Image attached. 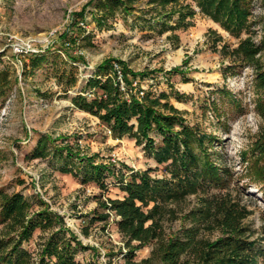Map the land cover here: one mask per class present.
<instances>
[{"label":"rangeland","instance_id":"obj_1","mask_svg":"<svg viewBox=\"0 0 264 264\" xmlns=\"http://www.w3.org/2000/svg\"><path fill=\"white\" fill-rule=\"evenodd\" d=\"M88 1L0 0V77L6 76L8 82L6 93L0 96V195L35 194L46 202L87 246L76 253L77 262L157 264L154 258L144 261L152 254L153 242L135 247L128 261L129 247L118 228V215L99 200L121 198L119 178L123 174L129 178L132 171L149 169L152 177L169 178L170 161L157 162L143 149L144 143H136L131 136L108 134L97 116L72 102L74 95L89 92L84 84L96 73L99 62L118 58L135 72L147 71L133 80L134 91L167 93L185 124L215 136L211 142L206 139L205 145L212 158L228 170L220 185L207 181L198 193L163 204L165 235L191 226V212L202 208L204 199L225 196L249 210L243 219L251 228L249 239L264 251V180L255 177L241 155L250 148L261 123L255 107L256 69L236 52L240 39L249 33L232 35L201 13L185 28H171L174 19L155 23L157 5L149 0H135L133 10L126 12L115 6L99 26L92 17H100L98 4L103 0L87 5L84 19L76 15ZM253 12L256 23L251 35L258 43L264 34V0L255 2ZM74 21L83 33L72 27ZM68 30H74L76 38L64 45L62 34ZM45 50L47 62L33 71L30 53ZM77 56L80 59L73 60ZM260 57L264 65V47ZM177 67L179 72L170 71ZM46 135L50 139L47 154L34 156L38 140ZM152 136L158 143L159 136ZM51 142L94 154V163L108 164L110 172L104 170L99 183L82 182L75 172L77 156L69 157L66 150L53 151ZM193 146L201 157V147L195 142ZM65 166L72 171L64 172ZM51 229L36 228L24 242L33 258ZM220 232L203 227L200 234L214 239ZM136 244L131 242V246ZM257 264H264V258Z\"/></svg>","mask_w":264,"mask_h":264},{"label":"trees","instance_id":"obj_2","mask_svg":"<svg viewBox=\"0 0 264 264\" xmlns=\"http://www.w3.org/2000/svg\"><path fill=\"white\" fill-rule=\"evenodd\" d=\"M92 1L89 0L76 13L79 18L84 19L85 7ZM134 1L103 0L98 4L100 17L92 18L100 26L105 23V18L113 12L115 6L126 12L133 10L131 3ZM256 1L149 0L157 5L153 12L156 15L153 18L155 23L161 22L163 18L174 19L171 28H185L193 24L192 19L197 13H201L232 35L239 36L242 31L249 33L240 39L236 52L256 69L255 107L261 123L250 148L242 151L241 155L248 162L255 177L264 180V65L260 61L264 34L258 43L251 35V26L256 23L252 20ZM72 27L84 32L78 21H74ZM73 34L74 30L62 34L64 45L75 41L76 36ZM46 51L30 53L29 66L33 71L47 62ZM78 59V56L73 58ZM116 65L119 66L121 79L129 91L128 96L120 88L121 81ZM170 71L179 72V69L177 67ZM146 73L147 71H133L118 58L105 59L97 64L96 73L87 78L84 84L83 89L89 92L78 93L72 97L76 107L97 116L102 123L109 126L115 137L131 136L136 143H144L143 149L157 162L170 161L169 178L152 177L149 169L132 171L129 178L124 174L119 178L118 185L124 193L121 198L99 200L104 208L112 209L118 215V228L126 237V245L129 247L128 261H132L135 247L153 242L152 254L150 258L144 259L145 262L154 258L157 264H257L259 258H264V251L255 246L254 239H249L251 228L243 222L249 210L229 197L214 196L204 199L203 207L191 212V226L183 227L168 237L165 235L162 223L165 211L163 204L178 202L188 194L198 193L199 187L208 185L207 181L220 185L228 170L212 158L205 145L206 139L211 142L215 136L185 124L180 110L169 101L167 93L156 94L144 90V94L139 96L140 88L134 91L133 80L136 76H145ZM74 81L72 79L71 84ZM7 83L6 76L0 77V96L6 93ZM177 96L180 97L179 94ZM152 134L159 136L158 143H155ZM49 140V136H42L33 155L45 156ZM194 142L201 147V157L193 150ZM50 145L53 151L66 150L69 157L77 156L78 166L74 168L82 182L99 183L104 177L103 171L110 172L108 164L94 163V154H81L80 150L69 144L56 145L51 142ZM62 170L71 172L72 168L65 166ZM101 217L106 216L102 214ZM61 219L59 214L49 209L46 202L35 194H1L0 264H95L91 261L80 263L75 260L78 250L87 246L64 226ZM45 227L52 229L39 244L36 257L33 258L31 251L23 244L36 228ZM203 227L208 230L219 229L220 235L214 239L204 237L200 234ZM132 241L137 242L136 246H131Z\"/></svg>","mask_w":264,"mask_h":264},{"label":"built area","instance_id":"obj_3","mask_svg":"<svg viewBox=\"0 0 264 264\" xmlns=\"http://www.w3.org/2000/svg\"><path fill=\"white\" fill-rule=\"evenodd\" d=\"M116 69H117V73H118V78L120 79V81H121V83H120V88H121V90H123V91H125L126 92V96H128V90H126V87H125V85H124V83H123V81H122V79H121V73H120V68H119V66H117L116 65ZM135 90H136V88H135ZM144 94V89L142 88H140L139 89V91H138V95L139 96H141V95H143ZM89 96H90V94H88ZM106 131H107V133L108 134H111L112 133V131H111V129L109 128V126H107L106 127Z\"/></svg>","mask_w":264,"mask_h":264}]
</instances>
